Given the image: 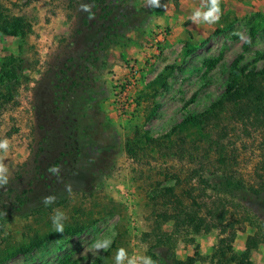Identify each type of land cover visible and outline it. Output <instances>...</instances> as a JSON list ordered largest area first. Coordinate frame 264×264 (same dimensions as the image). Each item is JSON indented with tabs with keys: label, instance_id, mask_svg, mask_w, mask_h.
<instances>
[{
	"label": "rangeland",
	"instance_id": "obj_1",
	"mask_svg": "<svg viewBox=\"0 0 264 264\" xmlns=\"http://www.w3.org/2000/svg\"><path fill=\"white\" fill-rule=\"evenodd\" d=\"M136 3L148 11L146 24L129 30L127 44H112L97 63L79 69L62 87L57 76L75 53L72 33L80 25L78 14L68 18L72 9L66 0H0V140L11 142L4 159L9 176L24 165L32 169L28 177L39 164L49 178L48 185L38 188L41 195L72 177H89L92 168L96 179L82 191H65L67 202L54 208L69 217L65 223L88 225L53 235L0 264H91L106 253L92 251L91 244L111 235L110 229L116 236L106 264H115L120 247L129 255L162 261L158 231H168L171 225L161 216L169 208L155 195L178 182L174 175L184 178L190 161L147 144L146 138H161L182 118L208 108L226 87L233 61L247 70L263 67L264 0H221L223 15L216 25L192 23L190 16L202 0H162L166 9L150 8L146 0ZM159 29L167 36L153 52L148 43ZM237 31L251 43L242 41ZM11 55L23 57L25 65L19 76L7 81L1 79V65ZM132 60L140 68L139 82L130 110L122 112L112 102L113 83L124 77ZM263 138L256 130H231L223 154L211 148L210 162L236 170L258 187L264 173ZM52 165L61 167L60 179L48 173ZM186 186L182 179L176 191L187 203ZM249 209L251 218L254 214L264 220V202ZM53 210L43 216L11 217L1 244L48 233ZM241 211L232 208L229 214L228 222H234L227 232L235 231L232 241H219L226 233L218 229L200 231L192 234V241L175 244V257H195L193 264H235L232 256L246 250V240L255 232L251 218ZM154 254L160 256L155 259ZM250 260L264 264V241L251 249Z\"/></svg>",
	"mask_w": 264,
	"mask_h": 264
},
{
	"label": "trees",
	"instance_id": "obj_2",
	"mask_svg": "<svg viewBox=\"0 0 264 264\" xmlns=\"http://www.w3.org/2000/svg\"><path fill=\"white\" fill-rule=\"evenodd\" d=\"M137 0H66V6L72 9L68 18L73 16L80 19V25L74 30V55L68 63L59 69L58 83L63 87L68 85V79L81 68L97 63L103 53L112 44H127L130 38L129 30L146 24L147 9L140 7ZM82 3L92 4L94 18L80 10ZM20 27V21H16ZM20 30L17 29V32ZM25 61L21 56H9L2 63L1 79H15L23 70ZM233 61L229 70V81L221 94L213 100L208 108L196 114L187 115L171 127L161 138H146L147 144L159 148H167L172 156L190 161L184 178L174 175L177 183L182 179L187 183L184 194L189 201L186 203L180 192L176 191L177 183L161 189L155 198L169 208L161 214L163 221L170 223L168 231H158V244L162 256L158 264H193L195 257L180 260L175 257L174 247L178 241H192V234L202 231L220 230L226 233L219 241H232L235 231L234 222L229 221L232 208L242 209V216L247 213L251 218L249 207L258 202H264V173L260 175L258 187L249 185L236 171L210 162V150L215 148L218 154H223L224 139L229 131L239 128L246 134L248 130H256L264 137V65L258 70H247ZM75 82V81H74ZM264 139V138H263ZM262 139V140H263ZM264 144V141H263ZM131 145L127 151L132 153ZM219 156V155H218ZM220 159V161H224ZM37 157L34 162L37 163ZM264 166V165H263ZM87 167H85L86 169ZM95 168H92L93 171ZM24 165L20 166L9 178V183L0 188V262L16 254L29 252L43 244L49 237L60 234L49 229L48 233H33L27 241H17L14 244L2 245L4 230L11 217L14 216H43L55 207L63 206L68 199L65 185L72 184L73 190L82 191L92 187L96 180L92 171L81 181L76 178L55 185L47 193L41 195L38 188L49 184L47 175L42 174L39 164L30 172ZM264 171V167H263ZM91 172V173H90ZM27 177V178H26ZM26 178V179H25ZM87 179V180H86ZM49 187V186H46ZM67 192V191H66ZM55 195L56 203L45 206L42 197ZM247 211V212H246ZM6 214V215H5ZM255 232L248 236L246 250L232 256L235 264H254L250 260V251L258 241H264V220L253 214L250 219ZM87 222L65 223L64 232L82 230ZM4 243V242H3ZM218 250H223L220 246ZM108 253L98 255L91 264H106ZM197 257L199 254L195 252ZM159 254H154L157 259Z\"/></svg>",
	"mask_w": 264,
	"mask_h": 264
},
{
	"label": "clouds",
	"instance_id": "obj_3",
	"mask_svg": "<svg viewBox=\"0 0 264 264\" xmlns=\"http://www.w3.org/2000/svg\"><path fill=\"white\" fill-rule=\"evenodd\" d=\"M146 6L157 9V8H167L166 4L162 3V0H146ZM93 5L88 3H82L80 5V10L87 12L89 14V19L94 18V13L92 12ZM223 12L221 8V0H202L201 7L195 9L190 19L193 24H206V25H216L220 22ZM239 36L240 39L246 43H251L249 37H246L243 33L237 31L234 33ZM11 148V142L8 138L0 140V152L3 154L0 155V188H4L9 183V168L4 163V159L7 157ZM48 173L52 176L60 179L61 177V167L59 165H52L47 169ZM65 190L71 195L72 193V184L68 183L65 185ZM57 197L55 195H46L42 197V203L45 206H50L56 203ZM53 215L51 217L54 231L56 233L63 234L65 230V221L69 217L59 209L53 210ZM6 215V214H5ZM111 231V235L105 234L102 237H98L91 244L90 249L95 252H107L113 242L114 237L116 236L115 231ZM115 264H157L151 256L132 254L129 255L128 251L124 247H120L115 253Z\"/></svg>",
	"mask_w": 264,
	"mask_h": 264
},
{
	"label": "built area",
	"instance_id": "obj_4",
	"mask_svg": "<svg viewBox=\"0 0 264 264\" xmlns=\"http://www.w3.org/2000/svg\"><path fill=\"white\" fill-rule=\"evenodd\" d=\"M167 33L159 29L151 38L148 47L151 51L157 52L163 44ZM140 76V68L136 61L132 60L127 66V72L122 79H116L113 83L112 102L116 109L122 112L130 110L133 101L132 91L137 87Z\"/></svg>",
	"mask_w": 264,
	"mask_h": 264
}]
</instances>
